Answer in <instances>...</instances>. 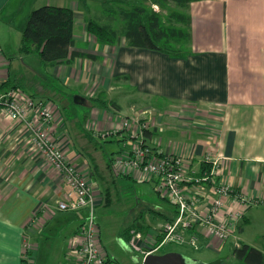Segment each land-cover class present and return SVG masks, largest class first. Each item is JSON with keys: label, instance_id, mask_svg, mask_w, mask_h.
Listing matches in <instances>:
<instances>
[{"label": "crops", "instance_id": "crops-1", "mask_svg": "<svg viewBox=\"0 0 264 264\" xmlns=\"http://www.w3.org/2000/svg\"><path fill=\"white\" fill-rule=\"evenodd\" d=\"M9 1L0 0V13L6 10ZM69 8L75 11L77 19L75 1ZM187 12L192 23V53L184 59L127 46L132 58L136 53L133 59L121 50L119 55L103 58V64L96 65L98 73L91 70L94 62L78 59L73 65L64 66L65 69L58 68L56 76L66 81L76 78L74 82L78 86L87 84L86 81L93 82L98 90L110 88L111 81L117 77L127 76L132 86L141 92L192 107L194 111L182 113V120L178 119L177 125L161 118L162 121L153 122L150 128L147 126L152 131L148 138L143 136L139 125V129L133 127L132 133L130 129L127 132L136 140L135 144L141 140L150 144L148 141L157 137L158 141L150 145L166 154L181 156L188 163L192 161L193 171L201 172L203 162L209 157L219 160L220 179L240 193L246 202L235 199L226 202V212L240 218L236 237L222 242L213 236L202 235L200 244L219 249L231 242L235 248L244 244L241 236L246 233V223L255 218L251 215L252 210L264 206V0H202L192 3ZM76 39L79 45H86V36H79L77 30ZM121 39L127 45L125 39ZM78 51L96 55L89 50ZM12 65L7 54L0 52V86L7 81L17 85ZM86 66L89 73L77 75V70ZM102 79L105 82L100 84ZM8 90L4 88L2 91ZM94 114L95 119H106V116L102 117L106 115L104 110ZM55 118L51 130L56 125ZM136 122H139L138 118ZM180 125H187L184 133H192V136L182 137L184 130ZM161 131L175 134L164 139L159 136ZM30 135L26 122L11 121L0 109V264L32 263L30 259L37 248L32 241L43 236L47 224L55 221L51 208L59 210L61 201L58 200L66 199L69 192L63 176L40 152L36 151L42 158L34 155ZM128 135H121V140H128ZM64 151L68 160L82 170V159L71 160L68 147ZM118 156L108 160V164L112 160L109 175L113 183L126 179L153 182L156 186L154 181L140 179L137 173L117 169L115 159ZM89 175L104 180L102 174L90 172ZM58 176L62 180L57 182L55 177ZM94 194L97 204H103V192L97 195L94 191ZM173 211L170 205L159 213L160 218L166 222L165 215L173 218ZM82 223L75 230V239ZM36 227L39 228L37 231ZM253 246L264 252V247ZM29 252L32 255L26 257ZM149 252L146 251L145 256Z\"/></svg>", "mask_w": 264, "mask_h": 264}, {"label": "rangeland", "instance_id": "rangeland-1", "mask_svg": "<svg viewBox=\"0 0 264 264\" xmlns=\"http://www.w3.org/2000/svg\"><path fill=\"white\" fill-rule=\"evenodd\" d=\"M73 1L78 7L77 34L86 36V45L78 43L77 48L92 51L101 58V61H92L95 63L92 65V71L94 69L98 73L96 65L103 64V58L109 59L110 56L119 55L121 50L131 57V50L123 44V39H120L121 43L118 41L114 47L103 46L87 30L89 20L101 15L103 9L107 8L104 5L107 0H10L6 10L0 13V52L7 54L13 61V71L16 73L13 77L14 82L20 84L26 94L33 95L30 97L35 102L47 101L50 109L55 112L56 125L54 130L50 129L49 138L60 142L64 150L68 147V156L71 160L82 159L80 160L82 166H80L83 169L79 168L82 173L90 177L89 174L92 172L96 175L102 174L104 177V180L95 175L90 178L95 193L99 195L103 192L104 196V203L97 204L95 207V217L99 225L100 244L108 257L117 264H143L146 251L156 248L159 244L157 234H160L165 223L159 213L170 205L163 197L164 195L157 192V186L153 182L120 179L113 183L109 175L111 172L108 160L136 147V140L128 135V129L132 133L133 127L139 129L138 125L150 128L153 122L158 123L161 118H164V122L171 120L177 125L178 119L182 120L180 119L183 117L182 113H191L194 109L141 92L137 87L132 86L131 79L129 82L126 81L125 76H120V81L112 80L110 88L98 90L93 82L87 81V84L78 86V83L74 82L76 78L66 81L63 77L56 76L58 68L65 69L64 66L68 65L53 66L44 63L36 54H22L20 45L23 28L31 12L46 5L71 7ZM142 1L150 5L153 0ZM153 8L161 12L158 6ZM135 55L136 53L133 58ZM87 63L89 65V61ZM74 68L77 70L76 67ZM87 68L88 66L82 69L78 67L77 75L82 76L84 73L87 75L89 73ZM101 82L104 83L105 79L100 80V84ZM101 93L106 95V99L116 101L123 110L95 107L91 99L99 97ZM77 96L84 100L83 105L75 103ZM102 110L106 111V115H102L103 118L106 116V119H101L102 121L95 119L94 112H102ZM137 118L139 124L136 122ZM129 123L130 126H125ZM115 124L116 126L113 127ZM185 126L187 125H180V129L184 130L183 133L187 131ZM174 134L172 131H161L159 136L165 139L174 137ZM88 135L95 137V140L90 139ZM121 135H128V140L121 142ZM181 136L188 138L192 136V133H184ZM154 141H158V138L156 137V140L153 138L148 143L153 144ZM30 146L33 148V145L30 144ZM33 151L34 155L42 158L37 149L34 148ZM55 179L57 182L62 180L59 176ZM107 191L110 192V196ZM51 211L55 214V221H50L42 231L43 236L31 243L37 247L30 259L31 264H75V257L71 251V245L75 241L74 233L89 212L85 209L77 213H68L59 211L55 207L51 208ZM252 214L255 218L246 223V233L241 236V239L244 244L250 243L263 248L264 206L253 209ZM137 222L143 236L141 240L136 238L138 230L135 224ZM38 229L35 228L36 231ZM42 237L45 238L42 239ZM233 248L234 245L231 242L219 249L207 248L206 244H200L197 248L171 244L155 254L177 252L190 264H195L194 261L196 264H238L233 257ZM30 255H32L31 252L26 254V257Z\"/></svg>", "mask_w": 264, "mask_h": 264}, {"label": "built area", "instance_id": "built-area-1", "mask_svg": "<svg viewBox=\"0 0 264 264\" xmlns=\"http://www.w3.org/2000/svg\"><path fill=\"white\" fill-rule=\"evenodd\" d=\"M0 109L11 121L27 123L33 147L63 176L69 192L66 199L58 204L59 210L77 213L86 209L89 212L71 246L75 264H117L100 244L95 217L97 202L89 176L68 160L60 142L49 138L55 117L48 102L37 103L20 89L0 90ZM125 126H130V123ZM144 128L142 126L141 129ZM191 162L175 154H166L161 149L155 150L144 140L115 159L117 169L154 181L158 193L177 209L176 215L161 228V242L148 254L171 244L197 248L202 235L213 236L222 242L236 237L240 218L226 212V202L231 199L246 201L240 195H233V189L220 179L218 159L207 158L211 168L201 172L193 171ZM136 238L141 240L143 236L137 233Z\"/></svg>", "mask_w": 264, "mask_h": 264}, {"label": "trees", "instance_id": "trees-1", "mask_svg": "<svg viewBox=\"0 0 264 264\" xmlns=\"http://www.w3.org/2000/svg\"><path fill=\"white\" fill-rule=\"evenodd\" d=\"M199 1L202 0H153L150 5H146L142 0H107L104 3L107 8L103 9L101 15L89 20L87 30L103 46H114L124 38L130 48L155 51L174 59H184L192 53L190 48L192 23L187 11L192 3ZM153 6H158L161 12L155 11ZM76 30L77 19L73 9L53 5L42 6L33 10L27 18L20 52L36 54L44 63L53 66H71L78 59L101 61L97 55L77 50ZM124 78L129 82V77ZM115 80L120 81V77ZM4 88L20 89L24 92L20 84L16 85L12 81L0 86V90ZM91 102L97 108L110 110L112 107L118 111L123 110L116 101L106 99L104 93L91 99ZM142 134L148 138L152 131L144 128ZM88 136L95 140V137ZM109 165L111 169L112 160ZM202 166L205 169L203 171L211 168L208 162H203ZM233 195L240 193L234 190ZM171 207L174 208L173 215H176L177 209L172 205ZM164 219L170 221L172 218L165 215ZM137 224L138 222L135 228L138 230L137 233H140L141 228ZM157 239L161 242L162 237L158 236ZM233 257L238 264H264V252L249 244L236 246Z\"/></svg>", "mask_w": 264, "mask_h": 264}, {"label": "water", "instance_id": "water-1", "mask_svg": "<svg viewBox=\"0 0 264 264\" xmlns=\"http://www.w3.org/2000/svg\"><path fill=\"white\" fill-rule=\"evenodd\" d=\"M75 103L83 105L84 100L77 96L75 97ZM143 264H190L185 261L184 257L177 252H168L165 254L150 253L145 256Z\"/></svg>", "mask_w": 264, "mask_h": 264}]
</instances>
